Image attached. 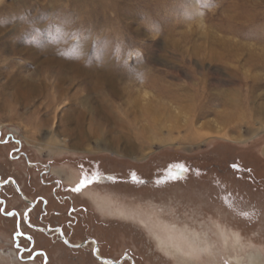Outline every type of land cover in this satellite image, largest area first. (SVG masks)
I'll use <instances>...</instances> for the list:
<instances>
[{"label": "rangeland", "instance_id": "rangeland-1", "mask_svg": "<svg viewBox=\"0 0 264 264\" xmlns=\"http://www.w3.org/2000/svg\"><path fill=\"white\" fill-rule=\"evenodd\" d=\"M261 108L264 0H0V175L30 199L84 203L88 228L73 237L94 235L102 257L214 264L163 255L83 190L211 236L219 222L264 255ZM0 195L5 212L28 205L11 185ZM15 226L0 211V264H43ZM47 251V264L102 263L57 241Z\"/></svg>", "mask_w": 264, "mask_h": 264}, {"label": "bare ground", "instance_id": "bare-ground-1", "mask_svg": "<svg viewBox=\"0 0 264 264\" xmlns=\"http://www.w3.org/2000/svg\"><path fill=\"white\" fill-rule=\"evenodd\" d=\"M259 112L262 115L264 109ZM129 145L127 142L123 150L132 146ZM69 177L71 179V176ZM82 193L91 199L97 210L104 211L116 218L133 220L139 226L145 228L154 239L158 250L165 256L179 259L182 262L189 260L192 262V260L195 261V259H204L206 257L210 258L208 261L214 264H264V255L258 251L247 249L244 241H242V235L237 230L228 228L219 222L214 223L215 229L211 230V236L207 230L187 225L180 226L167 220L159 215L160 213L158 214L156 210L147 211L138 206V208H133L120 201L116 202L109 195L104 196V193H97L93 189L83 190ZM25 198L28 199L27 196ZM94 256L105 258L97 251ZM126 258L132 260L129 255H126ZM103 263L109 262L106 260Z\"/></svg>", "mask_w": 264, "mask_h": 264}, {"label": "flooded vegetation", "instance_id": "flooded-vegetation-1", "mask_svg": "<svg viewBox=\"0 0 264 264\" xmlns=\"http://www.w3.org/2000/svg\"><path fill=\"white\" fill-rule=\"evenodd\" d=\"M18 185L20 192L16 189L15 185ZM11 185L14 190L17 192L18 196L27 201L28 205L25 208H22L21 210L9 208L7 209V212L4 210L6 209L8 202L5 197L0 195V211L5 213L8 216H14L15 218V227H16V232L14 238L16 241L19 240L20 237L23 235H27V239L31 247H35L31 249V259H33L36 256H40L42 259L43 264H47L49 261L47 255L48 251L47 249H51L54 247L55 242L57 241L58 243H62L64 245H67L62 237L66 238V240L70 243H84L83 245L79 247H70L74 249H79V248H88L91 252V255L99 262L101 263L102 261L98 260L94 256V247L96 245V248L101 250V245L99 244L97 238L94 235H87L82 239H74V235L76 234H81L83 229L87 227V216L85 214L86 207L84 203H79L76 206L72 205V198L70 195H66L65 197L61 198L58 196H54L53 200L52 197L45 196V195H39V196H34L33 198L30 199L31 193L27 194V192L23 189V185L15 180L13 177H8L4 178L2 175H0V192L2 189H4V186ZM23 193L28 197L26 199L23 197ZM67 202V207L66 209L64 208V205H66ZM51 204H55L57 209L51 208ZM39 207L40 210H42L39 215L37 216L38 221L42 223V225L36 224V225H30L29 221L31 219V212L35 211V208ZM22 223H29V225L32 227L31 229L33 230L34 235H32L31 232L29 233H22L21 227ZM88 228V227H87ZM41 237V238H38ZM95 241H94V240ZM56 240V241H55ZM54 242V243H53ZM92 242H96L95 245ZM45 244L47 243V249L43 248V246L37 247V244ZM18 248H20V251L26 250V248L21 247L17 245ZM125 256L123 255L121 258L122 260L119 262V264L123 260H127ZM104 257H108L106 255H103ZM120 258V259H121ZM112 259V258H111ZM116 260V259H114ZM119 260V259H117ZM103 263V262H102ZM101 263V264H102Z\"/></svg>", "mask_w": 264, "mask_h": 264}, {"label": "water", "instance_id": "water-1", "mask_svg": "<svg viewBox=\"0 0 264 264\" xmlns=\"http://www.w3.org/2000/svg\"><path fill=\"white\" fill-rule=\"evenodd\" d=\"M15 187H16V189L20 192L19 187H18L17 184L15 185ZM62 239H63V241H64L68 246H70V247H79V246H81V245L84 244V243H70V242H68V241L66 240V238H64V237H62ZM96 251H97V248H96V246H95V247H94V250H93L94 255L96 254ZM96 258H97L98 260L102 261V262H105V261L107 260L110 264H119V262H120V259H119V260H114V259H111V258H101V257H99V256H96ZM130 261H131V264H134V261H133V260H130Z\"/></svg>", "mask_w": 264, "mask_h": 264}, {"label": "snow or ice", "instance_id": "snow-or-ice-1", "mask_svg": "<svg viewBox=\"0 0 264 264\" xmlns=\"http://www.w3.org/2000/svg\"><path fill=\"white\" fill-rule=\"evenodd\" d=\"M91 183H92L91 180H88L86 178L81 179L80 183L75 188H73L72 191L79 192L82 187H85V186H87L88 184H91Z\"/></svg>", "mask_w": 264, "mask_h": 264}, {"label": "crops", "instance_id": "crops-1", "mask_svg": "<svg viewBox=\"0 0 264 264\" xmlns=\"http://www.w3.org/2000/svg\"><path fill=\"white\" fill-rule=\"evenodd\" d=\"M247 155V154H246ZM248 157H250V155H247ZM247 158V157H246ZM51 208H53V209H57V207H56V205L55 204H51ZM79 235H81V234H79Z\"/></svg>", "mask_w": 264, "mask_h": 264}]
</instances>
